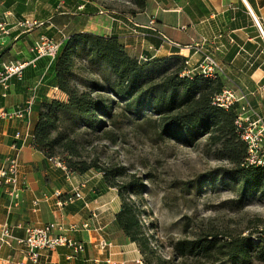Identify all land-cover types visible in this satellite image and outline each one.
Instances as JSON below:
<instances>
[{
    "label": "trees",
    "instance_id": "1",
    "mask_svg": "<svg viewBox=\"0 0 264 264\" xmlns=\"http://www.w3.org/2000/svg\"><path fill=\"white\" fill-rule=\"evenodd\" d=\"M131 2L140 11L146 0ZM11 3L12 0H4L6 7ZM19 5L15 7L17 12L26 10ZM56 55L41 84L48 89L58 88L66 99L43 97L39 102L38 90L32 106V116L35 105L37 116L29 144L42 153L45 160L63 158L68 169L78 175L92 169L102 174L103 183L116 190L120 202L112 227L135 244L143 264H153L154 259L158 261L151 245L153 241L142 222L146 216L143 183L134 177L119 182L118 179L126 177L123 167L101 169L95 162H72L59 155L79 156L77 133L81 130L100 132L104 126L102 118L114 123L116 115L113 113L117 109L123 118L147 121L153 118V128L160 138L186 147L205 140L215 158L228 166L214 169L200 184L207 182L211 188L229 187L238 196V208L254 197L264 203V166L244 165L246 146L234 126L238 107L225 110L212 104L214 96L224 88L220 77L210 79L199 73L186 74L189 70L185 64L187 60L179 56L158 59L144 54L143 59L135 58L115 35L75 30L59 46ZM80 62L90 72L99 70L105 76L101 81L82 83L84 88L81 89L76 83ZM15 144L20 146L19 142ZM147 228L152 229L153 225ZM175 250L180 257L204 259L211 264L221 261L226 264L264 263V230H255L247 236L205 234L190 242H178Z\"/></svg>",
    "mask_w": 264,
    "mask_h": 264
},
{
    "label": "crops",
    "instance_id": "2",
    "mask_svg": "<svg viewBox=\"0 0 264 264\" xmlns=\"http://www.w3.org/2000/svg\"><path fill=\"white\" fill-rule=\"evenodd\" d=\"M57 1L12 0L6 7L4 0H0V24L7 30L6 34L0 31V71L3 65L12 61L31 62L34 58L31 48L38 37L44 34L56 38L58 31L68 26L66 21H71L69 16H77L78 12L93 14L89 13L88 0H61L62 4H57ZM18 4L26 10L17 12L15 7ZM81 5H85V8ZM25 18L41 21L45 25L24 31L17 24ZM112 21L108 35L117 36L127 52L135 58L144 54L158 59L179 56L189 60L188 68L193 70L200 58V51L209 52L224 71L220 76L224 83L223 89L245 94L264 116V37L256 25L257 22L264 31V0H146L143 10H136V13L124 17L122 21ZM150 21L153 24L150 25ZM77 31L104 34L81 28ZM142 34H147V37H142ZM150 46L154 50H150ZM51 62L44 58L38 59L26 67L22 80L13 77L6 84L0 82V111L21 107L27 100L29 89L42 79ZM38 90L39 102L43 97L53 98L49 89L42 84ZM56 99L66 98L60 92ZM36 109L35 105L33 116L27 122L26 119H0V157L12 154L16 133H31L36 121ZM18 147L21 178L27 188L21 194L22 202L17 208L11 207L7 197L0 195V224L15 226L61 222L67 226L88 222L90 230L74 235L86 246L85 260L67 261V250L59 249L49 255L50 264H104L108 254L99 251L98 243L111 240L108 239V228L113 225L114 215L120 207L116 190L108 188L102 178L100 194L89 186L85 189L87 201H92L94 197L97 199L95 206L99 209L95 219L91 218L80 202L58 210L53 199H49L42 201L37 212H33L31 202L35 197L51 195L55 190L67 193L65 181L60 171L49 167L42 153L31 148L29 140ZM108 190L112 193H108ZM126 247L136 250L135 244L129 240L122 244L115 242L112 258L127 259ZM13 251L7 247L1 248L0 256L6 257ZM14 256L18 257L17 253ZM132 262L136 264L135 255ZM125 263L129 264L128 261Z\"/></svg>",
    "mask_w": 264,
    "mask_h": 264
},
{
    "label": "rangeland",
    "instance_id": "3",
    "mask_svg": "<svg viewBox=\"0 0 264 264\" xmlns=\"http://www.w3.org/2000/svg\"><path fill=\"white\" fill-rule=\"evenodd\" d=\"M87 3L90 6L89 13L93 14L78 12L77 16H69L71 21H66L68 26L61 30L62 33L68 36L81 28L108 35L112 19L122 21L137 10L131 0H88ZM100 11L102 14H99ZM77 65L76 83L81 89L84 88L82 83L88 80L101 81L105 76L99 70L90 72L87 67H82V62ZM120 112L117 109L113 113L116 115L114 123L102 118L104 126L100 132L81 130L77 133L79 156L71 157L68 153L59 155L72 162H95L101 169L123 167L126 177L118 179L119 182H127L134 177L143 183L146 188L143 196L146 216L142 222L153 241L151 245L158 258V261L153 260V264H211L204 259L180 257L175 250L176 244L190 242L210 233L219 237L227 234L247 236L255 230H264V203L257 197L244 201L243 207L238 208V196L229 187L221 185L211 188L207 182L200 184L214 169L228 166L226 162L215 158L213 149L208 147L205 140L186 147L173 140L160 138L158 131L153 128V118L148 121L133 120L123 118ZM73 174L74 181L85 183L83 193H87L85 189L90 187L100 194L102 174L96 169L84 175ZM64 185L68 191L65 182ZM108 193L112 192L108 190ZM149 224L153 225L152 229L147 228ZM108 239L114 244L128 241L114 231L112 225L108 228ZM126 249L128 260L112 258L116 264H124L125 261L134 264L133 255L135 260L140 259L143 263V258L136 253L137 249ZM214 264L226 263L221 261Z\"/></svg>",
    "mask_w": 264,
    "mask_h": 264
},
{
    "label": "built area",
    "instance_id": "4",
    "mask_svg": "<svg viewBox=\"0 0 264 264\" xmlns=\"http://www.w3.org/2000/svg\"><path fill=\"white\" fill-rule=\"evenodd\" d=\"M59 3L62 4V1L60 0ZM101 12L99 14H102ZM149 23L150 25L153 24L152 21ZM17 25L24 31H31L45 24L41 21L25 18L19 21ZM256 25L262 37H264V31L261 30L257 22ZM0 31L5 34L7 33L3 24H0ZM57 34L56 38L44 34L38 37L31 48V52L34 55L31 62L12 61L3 65L0 71V82L6 84L13 77L22 80L26 67L38 59L44 58L53 61L57 56L59 46L68 39V36L61 31H58ZM141 36L147 37V34H142ZM149 49L154 50L151 46ZM139 58L143 59L144 56L140 55ZM188 61H185L187 67L189 66ZM193 72L214 79L223 75L224 71L212 54L207 51H200V58L196 67L193 70L189 69L186 74ZM41 80L29 89V95L26 97L27 100H25L21 107L11 111L1 110L0 119L8 121L26 119V122L29 121ZM49 91L53 98H56L57 94L60 93L56 87L50 88ZM212 104L225 110L233 106L238 107L234 126L240 137L239 139L246 146L244 165L264 166V116L252 105L245 94H237V92L229 88L223 89L220 93L216 94L212 100ZM14 139L23 146L27 140L30 141L32 139V136L28 132L23 135L16 133ZM12 150V154L0 157V195L7 197L11 207L17 208L22 202L21 194L25 191L27 185L21 178L18 155L19 147L17 144H12ZM46 161H48L47 163L51 169L60 171L69 190L67 193L55 190L51 195H44L42 198L35 197L31 202L32 211L37 212L40 203L49 199H53L55 208L58 210L80 202L82 203V207L89 212L91 218L95 219L99 209L95 206L97 199L94 198L92 201L85 199V193H83L85 183L74 181L75 176L68 169L63 158L53 157ZM90 228L88 222L84 224L71 223L67 226L61 222L31 223L15 226L2 223L0 224V249L7 247L14 251L6 257L0 256V264H40L41 262L43 264H50L49 255L57 252L59 249L67 250L68 254L65 257L67 261L85 260L86 246L82 241L75 238L74 235L80 231H88ZM113 246L114 244L111 241L101 240L98 243L99 251L108 254V258L104 264H116L112 260ZM14 253H17L18 257L14 256ZM94 262L97 261L94 260ZM135 263L143 264L140 259L135 260Z\"/></svg>",
    "mask_w": 264,
    "mask_h": 264
}]
</instances>
